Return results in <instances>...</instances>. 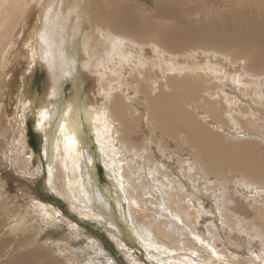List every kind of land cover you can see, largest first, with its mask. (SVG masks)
I'll return each mask as SVG.
<instances>
[{
  "label": "bare ground",
  "instance_id": "obj_1",
  "mask_svg": "<svg viewBox=\"0 0 264 264\" xmlns=\"http://www.w3.org/2000/svg\"><path fill=\"white\" fill-rule=\"evenodd\" d=\"M68 1L0 0L1 171L15 178L38 176L43 172L38 158L45 159L47 184L73 211L99 217L127 235L115 241L131 264H146L132 246L156 264H264V202L255 196H249L250 208L241 202L247 193L264 199V114L254 113V101L264 113V72L252 68L264 66V50L249 56L242 48L261 44V16L247 13L262 12H236L224 29L204 31L186 49V59L179 54L186 51L168 47L160 29L154 33L144 25L136 4L132 14H119L122 0H73L70 6ZM36 66L46 72L48 91L33 111L29 90L12 85L16 71L21 87ZM131 74L139 79L133 92ZM87 75L95 78L88 97L81 90ZM66 81L71 96L63 102L58 99ZM31 111L40 150L28 155L24 121ZM248 130L259 132L261 142L245 136ZM119 136L126 146L115 143ZM94 144L110 189L96 183ZM182 162L209 186L191 182L196 191L185 186L189 182L176 186L168 171L176 181ZM3 200L0 227L3 218L23 219L19 207ZM42 207L48 216L58 214L48 217L56 236L65 233L61 212ZM19 228L0 232V264H116L68 216L62 237L76 249L65 244L71 255L66 260L49 242L41 245L30 228ZM22 240L25 250L15 256ZM44 244L50 254L41 251Z\"/></svg>",
  "mask_w": 264,
  "mask_h": 264
},
{
  "label": "rangeland",
  "instance_id": "obj_2",
  "mask_svg": "<svg viewBox=\"0 0 264 264\" xmlns=\"http://www.w3.org/2000/svg\"><path fill=\"white\" fill-rule=\"evenodd\" d=\"M72 2L73 0L71 2L68 1V3H70L69 6L72 4ZM131 4H136L138 7L137 8L138 13L142 14L145 17L144 18L142 16H139L142 19V22L145 23L144 25L151 28L154 33H157L156 29H160L162 31L163 37H165L166 40L168 41L167 42L168 47L170 49L175 48L176 51H186L183 53H179L186 59L188 58L186 49H190L191 45L194 42L202 40L205 36L204 31L207 33L208 32L207 30L209 28H213L216 31H220L224 29L226 25V21L230 22L234 20V14L236 12H240L244 10H255L262 12V14L258 12L247 13V15L252 14L255 19H257L256 16H261L260 19L262 23L261 27H263L264 29V24H263L264 0H122V6L119 11V14H132L130 13L132 10ZM168 33L170 36L168 35ZM168 37H170V39H168ZM89 39L93 40L91 38ZM260 42L261 44H255L253 42L245 43L244 46L242 47L245 48L246 50L245 54L252 56L254 54H257V52L254 49L257 50V48H260L262 51L264 50V32L262 33ZM213 49H219L224 53L230 52L228 49L226 51L219 47H213ZM212 52L221 55V53L218 50H212ZM239 62L240 65H242V60H240ZM252 66H253L252 67L253 70H255L257 73L264 72V66L262 64H258V63L255 65L252 64ZM251 72L250 75L253 78V74ZM26 74L27 75L25 77L27 82L25 83V85H23L22 83V86L19 87L18 84H20V82L22 81H20L21 80L20 75L16 71L15 75L13 76L12 87L16 88L18 91H21V89H23L22 92H26L29 90L28 92L31 94L33 100L35 101V106L32 107V110L35 111L39 107L37 104H39L40 101L44 99L43 97L48 91V80L46 79L47 75L45 70L41 66L34 67L32 71ZM92 76L87 75V77L85 78L86 81L83 83L81 88L82 93L86 94L87 97H88V93H90V91L94 89L95 86L94 84L95 78H93ZM138 84H139V79L137 76L132 75L129 77L128 87L131 92H133L134 88ZM62 85L64 88L63 93L60 95L58 100L64 102L71 96L72 85L71 82L69 81L64 82ZM139 90L140 89L138 87V93ZM133 100H134L133 98L130 99L131 102H133ZM85 102H89V101H85ZM254 104L255 107L257 108L256 111L254 110V113L260 112L263 115L264 113L262 112L261 103H257L254 101ZM33 111L27 113V119L24 121V124L26 123L25 145H27L28 147V148L26 147V149L29 150L28 155H32V153L35 154V152L37 154L39 153L40 150V137L38 136L36 137L31 131L32 129L35 130V128H33L34 127L33 125L35 124L34 122L36 121L37 118V116L33 115ZM56 131H57V127L54 128L53 134H55ZM254 135H258V136L255 137ZM245 136L253 137L259 142H261L259 132L248 130L247 135ZM122 138H123L122 136L117 137L115 139V143L121 142L122 144H124L123 146H126L125 142H122ZM94 149L95 151H97L94 153H97L98 156V159H96V164H99L98 166L100 168L99 171H97L98 173L96 172V178L98 177L96 181L98 182L99 186L101 185L100 186L101 189L103 190H105L106 188L110 189L112 187L110 182L111 180H109V177L107 176L104 170L105 169L104 163L100 156L101 152L96 150L95 144L93 145V150ZM86 150L87 152H89L88 149ZM155 150L159 154L157 149ZM129 155L134 159L135 164H137L139 168H145V163L142 164L140 158H138L137 156H133L132 154ZM171 159H173L174 162L176 160L174 158ZM38 162L42 165L43 168V172H41L40 175L38 176L25 175V177H20L16 175L17 177L15 178L14 173H10L9 171L2 172L1 171L2 169L0 167V185H1L0 200L1 201H4L3 199H5V201L11 200V203L14 204V208L19 207L21 211V213L18 216L23 217V219L21 218L15 219L12 217L3 218L4 223L3 226L0 227V232H6L7 230H9V228L17 229V227L18 228L20 227L19 229L21 230L23 229L26 230V227L27 229L30 228L29 229L30 234L32 233L34 235L35 232V236L37 234L36 239L37 241L40 240L39 242H41V245L43 242L44 243L49 242L50 245L56 247V248H52L50 245H48L49 248L51 250L55 249L57 254H61V253L65 254L66 256H64L62 259L66 260L67 258H69L68 255H70V253L64 250L65 244L70 243L73 246V249L70 250H74V248L76 249L74 242L70 241L67 238V236L62 237L64 234H67L65 230V226L68 216L69 219H71L72 221L78 224L82 232H86V234H89L91 238L97 239L102 244L104 249L107 250V252L111 255V257L116 262V264H131L128 258L126 257V255L122 252V249L117 245L116 242L117 239L119 238L124 241L123 237L126 238L127 235L125 233L121 234L120 232H117V230L113 226L107 225L105 222L100 221L99 217H93L92 219L80 217L47 184V176L45 175L47 173L50 176V172L47 171L48 163L45 161V159L38 158ZM166 162H168V160H166ZM178 169H179V173H176V176H178L176 178L177 182L174 180L175 176L172 173V171L171 170L168 171L172 182H175L176 186L178 183L182 184L185 182H189L185 184V186H187L188 189L192 191H196V188H198L197 185L199 183H203L204 185L209 186V184L206 182V180H204V178L199 174V172L193 169L190 165L188 166L187 163L182 162L180 165H178ZM127 170L129 171L130 167H128ZM52 178H54V176ZM99 180L103 182H100L99 184ZM191 182H195L197 185H191ZM203 188H205V186ZM245 196L246 197H244L241 200V202L245 204L248 208H250V203L248 201H252V197L249 196H255L257 198V201L260 203L264 202L263 197L259 193L257 194L247 193ZM41 204L42 205L45 204L46 207L48 206L47 210H50L51 212H54L55 210L56 211L59 210V212H61L59 215H61L63 218L61 219L60 223L65 233H61L60 235L56 236L55 229L52 227L50 223H48L49 221L48 217H51L53 215L58 216V214L54 213L53 215L50 216L44 214L42 212L43 207ZM104 211L106 212V210ZM245 217H247L248 220H250L252 223L257 222L256 220L253 219L252 216H245ZM24 233L28 234L27 231H24ZM59 239H61L62 240L61 242L64 244H61L59 242ZM128 244L133 245L130 243ZM25 245H26L25 240L19 242V245L17 246V249L19 251L16 252L15 256L20 254L21 253L20 251L25 250L24 247ZM36 245L34 244V246ZM66 247L69 248L68 245H66ZM131 248L134 249V253H136L135 255H137L141 261L146 262V264H156L153 262L151 263L149 259L144 255L143 251L141 252L139 249L135 248L134 246H132ZM44 249L46 254H50L46 244H44V246L41 248V251L43 252ZM75 253L77 254V251H75ZM96 262L97 260H95V264H97ZM68 264L70 263L68 262Z\"/></svg>",
  "mask_w": 264,
  "mask_h": 264
},
{
  "label": "water",
  "instance_id": "obj_3",
  "mask_svg": "<svg viewBox=\"0 0 264 264\" xmlns=\"http://www.w3.org/2000/svg\"><path fill=\"white\" fill-rule=\"evenodd\" d=\"M31 131L36 137L38 136L37 133L35 132V130L32 129Z\"/></svg>",
  "mask_w": 264,
  "mask_h": 264
}]
</instances>
